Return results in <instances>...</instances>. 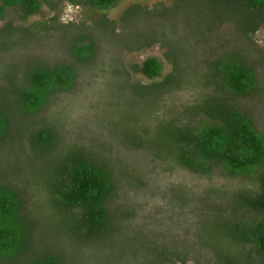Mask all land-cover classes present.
Wrapping results in <instances>:
<instances>
[{"label": "trees", "instance_id": "obj_1", "mask_svg": "<svg viewBox=\"0 0 264 264\" xmlns=\"http://www.w3.org/2000/svg\"><path fill=\"white\" fill-rule=\"evenodd\" d=\"M204 1L197 11L200 23L181 26L180 33L178 24L167 19L171 8L160 4L152 13L163 19V29L154 37L135 46L121 35L114 38L129 50L161 40L172 69L159 81L155 79L162 74V63L155 57L127 68H105L100 39L89 34L71 42V63L52 66L29 57L7 64L4 56L12 47L64 27L50 17L26 27L6 22L0 28V80L8 85L0 86V264H70L73 259V264H81L85 255L94 256L97 264H112L118 256L131 264H148L146 258L149 264H187L195 245L208 257L203 262L194 259L196 264H264V134L242 104L252 102L264 110V52L252 41L264 25V0ZM59 2L0 0V15L18 6L24 21L43 3L54 8ZM87 2L106 10L117 0ZM145 13L142 6L131 5L121 17L122 27L127 17ZM222 24L231 27L229 35L241 45L226 48L224 43L213 59L198 60L190 48L199 40L194 30L201 29L204 39L206 29ZM97 25L103 29L102 39L113 36L114 21L103 18ZM126 30L131 36L130 28ZM105 74L111 86L117 84L131 98V107L149 114L164 108V113L147 124L139 115L131 116L117 131L105 125L102 131L110 141L78 144L72 134L79 102L71 93L83 75L94 87H104ZM133 74L153 82L130 83ZM188 87L209 92L179 106L167 99L176 89ZM25 142L31 146L29 156L12 161ZM122 146L150 156L164 173L195 176L192 186L181 181L163 190L167 203L180 210L167 214L174 224L169 230L184 229L191 236L189 245L170 231L163 235L140 228L135 206L117 199L118 172L131 171L147 194L153 191L152 173L139 176V168L123 160Z\"/></svg>", "mask_w": 264, "mask_h": 264}, {"label": "rangeland", "instance_id": "obj_2", "mask_svg": "<svg viewBox=\"0 0 264 264\" xmlns=\"http://www.w3.org/2000/svg\"><path fill=\"white\" fill-rule=\"evenodd\" d=\"M175 2L177 3L174 4L173 0H117L109 9L103 10L90 6L87 0H82L80 4L72 2L71 0H60L54 8L43 3L38 12L29 15L24 21H21L18 17L20 13L18 6L6 8L3 12V16L0 15V28L6 22H11L17 27H26L33 21L47 20L50 17L56 19L55 25L63 26L64 28L52 29L51 32L46 35L47 37L37 41L34 40L26 46L18 45L12 47L5 54V61L9 64L15 61H24L32 57L33 59H37L52 66L62 63H71L72 56L68 52L71 42L79 35L89 34L96 41L100 39L98 42L100 52H102L104 56L105 65L103 66H105V68H109L108 70L127 68L132 63H141L148 57H155L162 63V74L159 78L155 79V81H159L172 69V63L166 55L168 47L166 45L164 46L161 40H155L149 46H142L136 50H129L126 47L118 45L114 38L117 37L116 35H121L123 36L120 37L122 41L127 40L129 44L135 46L154 37V35H152L153 33H156L159 29L160 31L163 29V26H159V24L163 23V19H160L152 13L156 10V6L158 7L160 4L167 9L171 8L168 11L167 19L171 24H178L179 33L186 24H189L187 27H190L200 23V18L197 17V11L205 6L204 0H176ZM133 4L142 6L146 13L143 14L142 17H127V24L122 27L121 17L125 10ZM182 12L191 16L183 17L180 15ZM198 16H201V14ZM103 18L114 21L116 25L115 32L109 40L102 39L101 32L103 29L97 25V22ZM69 25H71V27L66 28V26ZM128 28H130L132 32L131 36H128L126 33V29ZM230 28L228 24H222L213 29V31L206 29L203 34L205 38L200 39L201 29L197 27L193 32V36H196V39L199 40L195 41V43H193L194 45L190 47L196 54L197 59L203 60L206 57H211L213 59V57L221 52L220 46L224 43L226 48H229L231 44L235 45V43L241 45V43H239L240 41L236 42L235 38L229 35ZM65 29L66 31L63 32ZM150 30L152 32L145 36L144 34L150 32ZM166 30L170 31L171 29L167 27ZM141 35L142 37H139ZM252 41L256 43L258 49L264 52V25L253 35ZM110 82L109 76L105 74L102 75L104 87H102V85L94 87V84L90 82V78L83 75L75 85L71 95H75L79 102V107L75 112L76 122L73 125L72 139L78 144L90 145L93 143V140L110 141V137L106 131H102L103 128L105 129V125L111 130L117 131L122 126L128 124V118L131 116L139 115L141 123L147 124L151 118L160 116L164 113V108H159L158 112L149 114L150 112L138 106L131 107L133 102L130 101L131 98L128 99L129 96L126 95V92L121 90L117 84L111 86ZM134 82L149 84L153 81L140 74H133L130 83ZM0 86L7 87L8 85L1 79ZM203 92L207 93L209 89H205L204 87L176 89L167 99L170 98L179 106L181 103L192 100L196 94ZM64 95L69 94L66 93ZM110 100L115 104H109L108 102ZM242 104L246 105L257 129L264 134V110L261 106H256L252 102H243ZM100 119L104 122L101 123ZM122 148L123 160L128 164L134 163V165H136L134 167H138L140 170L139 176H142L141 174L143 172L152 173L150 177L153 180V191L147 194L142 186H139L137 182L133 181V177H131L133 174L131 171L130 175L118 172L115 175L118 192L117 199L120 198L121 201L125 200L128 206H135L139 214L137 225H139L140 228L155 233L161 232L164 235L166 231L168 232L170 231L169 229H173L171 224L174 225L171 221H167V214H177L180 213V210L167 203L168 199L163 190L170 184H176L181 181L192 186L196 184L195 176L185 173H164L157 164L158 162H154L150 156L127 146H122ZM30 152L31 146L28 142H25L20 152L12 156V161H15L16 156L20 159H24L29 156ZM119 170L121 171V168ZM146 173L143 174V177ZM232 181L234 182L235 179ZM183 213L185 220L187 214H185V212ZM245 216L248 215L245 213ZM253 217L260 218L261 216L253 215ZM176 219L172 218L171 220ZM170 232L177 237L176 240H187L188 245L192 242V240H190V234H188V232L186 233L184 229L181 230L179 226L175 227L174 230ZM194 248L196 251L190 252L191 258L187 264H196L194 262L196 258L201 262L208 258L201 248H198L196 245ZM73 261H71L70 264H73ZM145 261H148L149 264V259L146 258ZM111 263L131 264L129 259L125 256H118L115 261ZM81 264H97V261L94 256L85 255ZM101 264L105 263L102 262Z\"/></svg>", "mask_w": 264, "mask_h": 264}]
</instances>
